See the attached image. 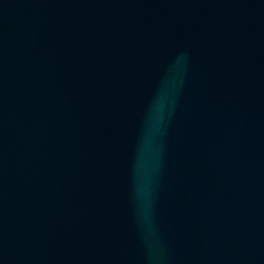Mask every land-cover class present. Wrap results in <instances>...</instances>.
Here are the masks:
<instances>
[{"label":"water","instance_id":"water-1","mask_svg":"<svg viewBox=\"0 0 264 264\" xmlns=\"http://www.w3.org/2000/svg\"><path fill=\"white\" fill-rule=\"evenodd\" d=\"M0 264H264V0H0Z\"/></svg>","mask_w":264,"mask_h":264}]
</instances>
